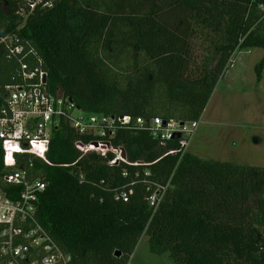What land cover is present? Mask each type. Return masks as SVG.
<instances>
[{"label": "trees", "instance_id": "trees-1", "mask_svg": "<svg viewBox=\"0 0 264 264\" xmlns=\"http://www.w3.org/2000/svg\"><path fill=\"white\" fill-rule=\"evenodd\" d=\"M0 18L3 32L42 59L49 90L86 115L197 121L232 59L264 48V0H0ZM198 33L214 52L194 65ZM17 68V60L4 61L5 83ZM263 69L264 56L258 81ZM97 138L61 120L50 163L6 154L0 142V190L22 189L3 181L14 168L47 183L38 218L73 264H127L143 235L173 264H264V167L190 151L180 158L167 154L177 138L162 145L149 131L120 127L108 139L127 162L79 158L75 141ZM168 180L153 212L148 185ZM121 191L127 200L115 198Z\"/></svg>", "mask_w": 264, "mask_h": 264}, {"label": "built area", "instance_id": "built-area-1", "mask_svg": "<svg viewBox=\"0 0 264 264\" xmlns=\"http://www.w3.org/2000/svg\"><path fill=\"white\" fill-rule=\"evenodd\" d=\"M2 28L0 18V142L6 154L30 155L50 163L47 153L52 131L63 119L80 135L98 136L91 141H75V148L81 153L79 158L89 153L105 158L112 154L110 165L127 162L124 149L114 146L108 139L119 127L149 131L162 145L177 138L179 148L169 150L167 154L179 153L182 158L189 151L201 119L181 122L161 117L148 120L130 115L116 118L83 114L71 99L61 92L49 90L42 59L35 49L28 42H22L15 33L3 32ZM15 60L18 62L17 72L15 74L14 69L10 80L5 83L3 63ZM3 181L22 186V189L0 190V264H73L70 254L59 246L38 218V196L46 189L47 183L39 178L31 179L25 170L15 168L4 174ZM170 182L148 185V201L153 212ZM115 198L127 200V192L121 191Z\"/></svg>", "mask_w": 264, "mask_h": 264}, {"label": "rangeland", "instance_id": "rangeland-1", "mask_svg": "<svg viewBox=\"0 0 264 264\" xmlns=\"http://www.w3.org/2000/svg\"><path fill=\"white\" fill-rule=\"evenodd\" d=\"M37 2L40 0H36ZM194 65L211 62L214 52L203 34L193 40ZM264 48L241 50L219 79L202 114L189 151L203 159L231 161L242 165L264 167V69L257 80L256 65ZM127 264H173L167 252L150 249L143 235Z\"/></svg>", "mask_w": 264, "mask_h": 264}, {"label": "water", "instance_id": "water-1", "mask_svg": "<svg viewBox=\"0 0 264 264\" xmlns=\"http://www.w3.org/2000/svg\"><path fill=\"white\" fill-rule=\"evenodd\" d=\"M178 136V135H177ZM118 254H120V252H117Z\"/></svg>", "mask_w": 264, "mask_h": 264}]
</instances>
